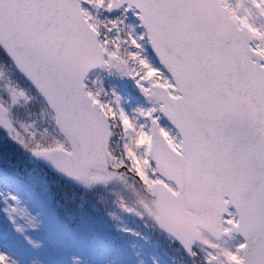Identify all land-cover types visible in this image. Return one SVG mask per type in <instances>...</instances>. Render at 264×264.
<instances>
[{"label":"snow or ice","instance_id":"snow-or-ice-1","mask_svg":"<svg viewBox=\"0 0 264 264\" xmlns=\"http://www.w3.org/2000/svg\"><path fill=\"white\" fill-rule=\"evenodd\" d=\"M262 130L264 0H0V264H264Z\"/></svg>","mask_w":264,"mask_h":264},{"label":"clouds","instance_id":"clouds-1","mask_svg":"<svg viewBox=\"0 0 264 264\" xmlns=\"http://www.w3.org/2000/svg\"><path fill=\"white\" fill-rule=\"evenodd\" d=\"M75 68V64L73 63L72 65H70V70H74ZM264 131V130H262ZM145 199L149 202L154 201L156 198L152 197V196H145ZM133 203H137V206H139L137 201H133ZM142 211H144L141 208ZM145 214H149L147 212H145ZM188 215L185 212L182 213H173L169 216H157L155 214V208L152 209V214H151V218L154 220H157L160 223H163L167 226H171V227H182L183 224L186 222V220L188 219ZM201 236L205 239H208L210 242L215 243L217 245H219V247L221 249H227L228 247L231 246V244L233 243L232 239L224 236L222 234V230L219 228L216 229H208V228H202L200 230Z\"/></svg>","mask_w":264,"mask_h":264},{"label":"trees","instance_id":"trees-1","mask_svg":"<svg viewBox=\"0 0 264 264\" xmlns=\"http://www.w3.org/2000/svg\"><path fill=\"white\" fill-rule=\"evenodd\" d=\"M108 81L114 82L112 86L117 85L116 87H118V84L120 83V79L115 76L108 77ZM8 165H19L20 168L23 169V153L15 145L11 143L6 144L4 142V139L2 140L0 138V169H4L8 167ZM9 170L12 169L9 168ZM53 190L57 194L58 199L62 198L65 193L71 192V189L67 185H65L62 181L56 179L53 180ZM76 195L79 196L80 194L76 193Z\"/></svg>","mask_w":264,"mask_h":264},{"label":"rangeland","instance_id":"rangeland-1","mask_svg":"<svg viewBox=\"0 0 264 264\" xmlns=\"http://www.w3.org/2000/svg\"><path fill=\"white\" fill-rule=\"evenodd\" d=\"M105 80L108 81V77H107L106 74H105ZM123 80H120V83L118 84V87H116L117 85L113 86V87H114L117 95L121 97L122 105L125 108V110L131 111V108H129V106H128V102H130L132 96H134L133 91H131V89L134 90V87H133L132 84H127ZM129 88H131V89H129ZM137 106H139V105H137ZM0 138L2 140L4 139L3 138V133H0Z\"/></svg>","mask_w":264,"mask_h":264},{"label":"flooded vegetation","instance_id":"flooded-vegetation-1","mask_svg":"<svg viewBox=\"0 0 264 264\" xmlns=\"http://www.w3.org/2000/svg\"><path fill=\"white\" fill-rule=\"evenodd\" d=\"M131 82V84H133V82L132 81H130ZM134 88H135V86H134ZM137 90V89H136Z\"/></svg>","mask_w":264,"mask_h":264},{"label":"water","instance_id":"water-1","mask_svg":"<svg viewBox=\"0 0 264 264\" xmlns=\"http://www.w3.org/2000/svg\"><path fill=\"white\" fill-rule=\"evenodd\" d=\"M124 80H125V81H128V79H126V78H125Z\"/></svg>","mask_w":264,"mask_h":264}]
</instances>
